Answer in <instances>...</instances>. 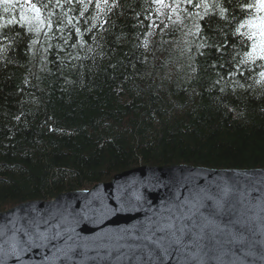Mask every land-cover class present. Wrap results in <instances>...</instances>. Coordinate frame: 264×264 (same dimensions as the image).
I'll list each match as a JSON object with an SVG mask.
<instances>
[{"label": "trees", "instance_id": "16d2710c", "mask_svg": "<svg viewBox=\"0 0 264 264\" xmlns=\"http://www.w3.org/2000/svg\"><path fill=\"white\" fill-rule=\"evenodd\" d=\"M31 2L43 24L0 3V211L139 165L264 168L256 0Z\"/></svg>", "mask_w": 264, "mask_h": 264}, {"label": "water", "instance_id": "95a60500", "mask_svg": "<svg viewBox=\"0 0 264 264\" xmlns=\"http://www.w3.org/2000/svg\"><path fill=\"white\" fill-rule=\"evenodd\" d=\"M0 264H264V168L137 166L20 203L0 212Z\"/></svg>", "mask_w": 264, "mask_h": 264}, {"label": "snow or ice", "instance_id": "6c2138e0", "mask_svg": "<svg viewBox=\"0 0 264 264\" xmlns=\"http://www.w3.org/2000/svg\"><path fill=\"white\" fill-rule=\"evenodd\" d=\"M68 3H71L72 0H67ZM79 2L81 4H83V8L86 10L88 8V4L92 3V0H88V3H84V0H79ZM189 3L192 2V0H188ZM0 3H4L6 5H8L9 7L5 8V11H9V8H14L17 6V4H19V0H0ZM156 3L161 5L162 7H168V5H166L164 3V0H156ZM108 5V0H96V7L97 8H102L104 6ZM57 6L59 5V0H57ZM22 11H21V19L27 20L29 19L27 16L24 15V10H28L31 11L35 14V16L33 17L35 20L39 21V23L43 24L44 21L41 20L40 17V13H41V9L40 7L37 6V4H34L31 2V0H23V4L20 5ZM45 7H47V5H45ZM196 7H200V5H196ZM204 7H208L207 4L204 5ZM247 7L249 8H255L257 13H264V0H256V3L253 4H249L247 5ZM221 12H223V9H221ZM84 13L81 12V15H83ZM68 19V23L71 24L73 18L71 16L67 17ZM12 21H9V23H11ZM248 24V26L252 29H256L257 31H253L249 35V39H252L255 36H259V43H257L256 41L253 42L252 44V51L246 53V55L251 58V59H255L257 55H259V57L261 59H264V15H257L255 16L253 19H250L246 22ZM49 26H51V21L49 20ZM243 26V25H241ZM77 31H79V29H77ZM262 76H264V73H261ZM147 231V230H145ZM137 239H141V237H136ZM142 239L144 241H148L152 244H155L157 246H160V242L153 239L152 235H143ZM145 247H147V244L145 245ZM166 251V250H165ZM149 255H151V252H149Z\"/></svg>", "mask_w": 264, "mask_h": 264}, {"label": "bare ground", "instance_id": "6f19581e", "mask_svg": "<svg viewBox=\"0 0 264 264\" xmlns=\"http://www.w3.org/2000/svg\"><path fill=\"white\" fill-rule=\"evenodd\" d=\"M24 26H26V27H28L30 29L34 28V25H32L31 23H27ZM44 38H45L44 36L36 35V37H34V43H37L41 39H44ZM32 46H33L32 47V51H34V48L35 49L38 48V46L35 45V44H33ZM92 66H93L92 63H89V64L86 65V67H92ZM81 74H83L84 76H92V75L96 74V71L94 69H90V68L79 69V70L76 71V74H75V80L76 81H79ZM231 169H233V168H231ZM258 169H260V168H258ZM81 190H86V189L72 190V191H66V192L81 191ZM63 193H65V192H63Z\"/></svg>", "mask_w": 264, "mask_h": 264}]
</instances>
